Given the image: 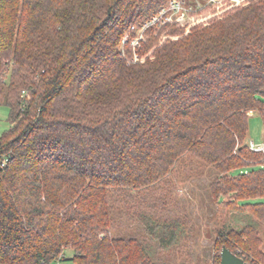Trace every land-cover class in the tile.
I'll use <instances>...</instances> for the list:
<instances>
[{
  "label": "trees",
  "instance_id": "obj_1",
  "mask_svg": "<svg viewBox=\"0 0 264 264\" xmlns=\"http://www.w3.org/2000/svg\"><path fill=\"white\" fill-rule=\"evenodd\" d=\"M170 1L0 0V264L69 247L75 264H191L173 188L208 169L219 211L250 216L217 228L221 250L263 264L264 152L245 140L250 110L264 123V0H187L208 17L134 43Z\"/></svg>",
  "mask_w": 264,
  "mask_h": 264
},
{
  "label": "rangeland",
  "instance_id": "obj_2",
  "mask_svg": "<svg viewBox=\"0 0 264 264\" xmlns=\"http://www.w3.org/2000/svg\"><path fill=\"white\" fill-rule=\"evenodd\" d=\"M236 2V0H231ZM243 1L239 2L242 3ZM169 17L179 19L178 23L185 24L193 22L195 19L205 20L207 17L202 14H193V10L185 5L180 12L170 14ZM199 20V21H201ZM176 22V21H175ZM137 29V38L134 43H137L140 38L146 37V35ZM9 108L5 105L0 106V137L10 128L8 121ZM249 131L245 141H254L256 143L264 142V123L260 115L259 110H250L248 112ZM217 172L215 170L208 169L201 176H195L189 179L180 178L176 181L173 188L174 199L179 201L180 207L182 206L185 214L189 217L191 223V230L189 231V238H185L183 243L185 244V252L183 258L188 257L187 262L191 264H217V259L221 253V245L218 242L217 228L222 224L228 225V228L239 229L244 226L249 219V215L239 214L233 210L226 208H220L214 203L209 190V183L216 177ZM228 229V230H229ZM259 239L253 241L251 245L255 249H259L260 254L257 255V259L264 264V227L258 224ZM243 240L248 243V237H243ZM239 250H242L241 244L237 245ZM244 250V249H243ZM250 253L251 246L247 249ZM74 255L72 248L66 249V259L56 260L54 264H75L69 258ZM168 264H178L177 254L173 251H167L160 254Z\"/></svg>",
  "mask_w": 264,
  "mask_h": 264
},
{
  "label": "built area",
  "instance_id": "obj_3",
  "mask_svg": "<svg viewBox=\"0 0 264 264\" xmlns=\"http://www.w3.org/2000/svg\"><path fill=\"white\" fill-rule=\"evenodd\" d=\"M241 1H244V0H236V2H234L233 4H239V2ZM187 3H188L187 0H171L167 6L163 7L159 11L158 14H156L150 21H148L146 24L143 25V27L141 28L142 29L141 31H144L145 28L155 23L162 24L166 22H175V21L178 22L179 21L178 18L174 20V18L169 17V15L171 13L175 15V12H180L182 7H185V5L188 7V9L191 8V10H193V7L189 6ZM199 20L201 19H198V21L195 19L193 23L200 22ZM248 143L252 150L257 151V152H264V142L256 143L254 141H249Z\"/></svg>",
  "mask_w": 264,
  "mask_h": 264
},
{
  "label": "water",
  "instance_id": "obj_4",
  "mask_svg": "<svg viewBox=\"0 0 264 264\" xmlns=\"http://www.w3.org/2000/svg\"><path fill=\"white\" fill-rule=\"evenodd\" d=\"M220 264H249L243 257L234 253L229 247L223 246Z\"/></svg>",
  "mask_w": 264,
  "mask_h": 264
}]
</instances>
